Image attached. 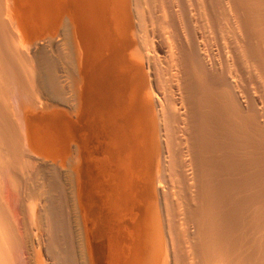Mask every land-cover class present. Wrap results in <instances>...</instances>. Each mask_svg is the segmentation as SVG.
Here are the masks:
<instances>
[{"label": "bare ground", "instance_id": "bare-ground-1", "mask_svg": "<svg viewBox=\"0 0 264 264\" xmlns=\"http://www.w3.org/2000/svg\"><path fill=\"white\" fill-rule=\"evenodd\" d=\"M6 2L0 264H34L30 234L51 231L43 202L28 206L32 228L8 206L23 175L49 180L13 95L26 111L50 103L63 154L72 146L75 261L83 224L90 264H264V0H38L53 57L40 44L32 66Z\"/></svg>", "mask_w": 264, "mask_h": 264}, {"label": "rangeland", "instance_id": "rangeland-1", "mask_svg": "<svg viewBox=\"0 0 264 264\" xmlns=\"http://www.w3.org/2000/svg\"><path fill=\"white\" fill-rule=\"evenodd\" d=\"M5 2L6 3H4V4L7 6V8H8V5L11 3L9 5V9L11 8L10 9L11 10L10 11L11 17H12V20H14L13 23H15L14 24V26H16L15 28L19 30V31L17 30L19 35L21 34V37L25 41V43L31 45L29 47L30 51L27 53V59L30 60L28 62L31 64V65L30 64L29 65L32 66L34 64V56H35L34 54H37L38 49L41 47L40 44H42V47L47 51V54L50 57H53L52 49L48 48L47 44L44 43L48 40L47 39L48 36H50V37L52 36V32H50L52 30L50 29V27H48L49 26L48 24H43L41 19H40L38 0H10V1L5 0ZM34 44H36L35 47L33 46ZM37 45H38V47H37ZM10 99L11 100L9 101V104H10L11 110H12L10 112L11 113L10 116L12 114H14L13 116L15 117V119L11 116V118H13L12 121H14V123L17 122L18 124L17 123L16 124L19 125L21 128V131H22L21 133H22L23 140H24V148L30 154H32L34 157L43 161L44 164L46 165V167H48L47 168L48 170H45V172L46 171L47 172L44 174V176L47 175V176H45V177H47L46 179H49L47 185H46L47 180L41 181L39 176H38V178H39L38 179L37 177H34L32 175H31L32 177L28 176L30 174H28V175L26 174V177L28 176L27 178L24 177L25 175L22 176L23 177L22 181L24 180L22 187H24V188L21 189V187H20V188H18V189H20V192H19V190H17L16 192H14V194H8V196H7L8 206L10 207L9 209L11 210V211L9 210L10 213L14 214L15 216L19 215L21 218L19 216H17L18 217L17 219L25 222V225L27 223V226H29V228H32L34 226L36 220H35V217L30 218L31 214L28 215L30 213L29 212L30 207L28 208V206H31L33 208V211H34V208H35V211H37L38 210L37 206H39V204L41 202H43L42 206L46 205L44 207L46 208L47 213L48 214L52 213V215H48V218H49L48 220H49V223L51 226L50 234L44 232V235H43V233H41L42 234V236H41V234H38L39 232L38 233L35 232V233H37L35 235V237L33 236L34 235L33 231H32L33 234H30L31 235L30 239H37V237H38V239L41 240V245H42L40 248L38 247L37 244H35L36 246L35 245L33 246L34 249L32 248L33 251L31 254V258H32L31 260H33L32 262L34 264H50V263H48L49 261H47L48 255L50 256L52 254L55 255V253L56 254L58 253V255H57L58 261L59 262L61 261V263L56 261L55 264H90L91 260H90L89 254L87 252V243L85 242L86 241V233L83 231L84 228L82 227L83 226L82 220L80 223V224H82L81 225V231H80L81 232L80 233V237H81L80 240L82 241V242L80 241L81 242V251L78 253L79 254L78 256L80 258H78L77 261H75V259L72 258V257H74L73 256L74 252L72 249V245H73L72 242L73 241L70 237H71L72 232H73V224H72V214H71L72 209L69 208V207H71V201H72L71 200L72 194H70L72 191L71 190L72 184L70 183L71 182L70 181V178H71V174H70L71 173V171H70V169H71L70 152L72 150V146H71V144H69L67 146L66 153L63 154L64 149L63 148L61 149L59 144H58L59 140L57 138V134H56V130H55V128H56V126H55L56 125V115L54 114L53 110H51V109L45 110V107H44L45 105H48L50 103L43 100L41 102H43L44 105L43 106L36 105L37 110L35 109V110L26 111L22 107L19 109V107L16 105L18 103V100L15 97V95H13ZM51 105L53 106V104H51ZM17 107H18V109H17ZM68 150H69V152H68ZM54 170L58 171V174H59V172L62 173L63 176L67 175L64 179L62 178L64 181L62 180V182H60L58 185H56L57 183H55V181L52 180L53 177L56 176V173H57V172L54 173L53 172ZM51 171L53 174L51 173ZM48 172H50V173H48ZM35 178H37V179H35ZM65 179H66V181H65ZM2 182L3 181L1 180V183ZM25 182L27 183V185ZM49 182H53V184L49 183ZM54 183H55V185H54ZM50 184L53 186H51ZM66 184H67V186H66ZM1 185H2V188L4 189V192H5V188H4L5 182L2 183ZM65 186H66V188H65ZM28 189H29V191H28ZM39 189H41V191ZM57 189H60L62 191H60V190L58 191ZM17 192H19V194ZM26 192H28V193H26ZM29 192H31V194H32L30 199H29L28 195H26V194H29ZM63 193H65V194H63ZM37 194H39V195H37ZM14 195H15V197H14ZM17 197H18V199H17ZM38 198H42V199L38 200ZM38 201H40V203H38ZM45 202H46V204H44ZM66 202H67V204H66ZM22 205H24V206H22ZM20 206H21V208H20ZM58 211H61V212H58ZM59 213H60V215H59ZM57 216H58V218H57ZM52 223H53V225H52ZM63 224H64V226H61ZM30 230H32V229H30ZM46 234H47V236H45ZM65 236L68 238H66ZM65 239H66V241H64ZM69 242H71L70 245H69ZM67 245H69V246H67ZM59 246H61L60 247L61 251L63 249L62 252L59 251V248H58ZM69 251H71V253H73V255H71ZM46 256H47V258H46ZM70 256H72V257H70ZM69 259H70V261H72V263L69 261ZM19 261H20V263L23 262L22 259L18 258V260L14 261V263H17Z\"/></svg>", "mask_w": 264, "mask_h": 264}]
</instances>
